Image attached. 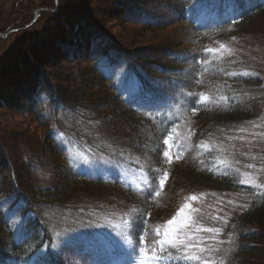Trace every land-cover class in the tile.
<instances>
[{"label": "trees", "instance_id": "16d2710c", "mask_svg": "<svg viewBox=\"0 0 264 264\" xmlns=\"http://www.w3.org/2000/svg\"><path fill=\"white\" fill-rule=\"evenodd\" d=\"M62 1L71 10L74 8V0H60L55 12L54 0L37 7H46L51 11L42 13L60 15L62 21L70 16V9H62ZM192 1L113 0L112 10L119 22L141 30L123 42L83 15L73 22L71 33L58 21L55 47L65 55L59 57L65 63L57 64L72 68L67 75H50L34 56L28 61L18 60L20 72L27 71L17 76L12 87L7 86L10 89L3 86L0 106L31 119L40 135L25 137L18 132L15 157L0 136V264H26L42 248L47 251L34 264H90L93 252L83 245L64 242L51 248L58 242L54 231L65 224V228L71 226L69 232L83 236L91 227L102 226L103 217L111 220L122 210L128 212V222H133L132 227L128 224L125 228L133 248L138 249L142 243L148 247L155 239L156 226L169 215L180 188H233L223 173L214 172L212 151L203 150V145L205 139H213L217 130L254 116L256 108L246 104V99L229 101V62L211 59L206 48L215 39L264 32L260 29L264 27V4L249 0L247 13L234 22L199 24L192 16ZM32 10L28 11L30 15ZM82 25L81 34L78 30ZM166 28L176 31L173 40L159 37L157 44L143 41L147 35L153 37L152 30ZM145 30L148 33L142 32ZM71 61L73 65L68 67ZM212 61H218L219 66L213 67ZM30 66L35 68V77L28 73ZM120 66L137 79L141 94L150 96L149 105L141 106L135 99L126 98L103 69ZM4 75L0 78L5 82H15L13 74ZM246 80L253 82L248 77ZM201 95L208 99H201ZM220 96H226L227 101H220ZM82 110L87 115L81 116ZM60 118L69 122V129ZM173 128L183 131L182 139L178 137L183 155L173 166L159 197L149 196L147 191L141 193L115 175L92 178L75 171L54 134L69 130V135L93 153L136 168V161L146 163L144 171L151 179L162 173V149L166 148L163 141ZM187 131L192 133L191 140ZM200 153L207 166L197 157ZM47 165L49 181L37 185L35 176ZM4 210L22 216L19 232L13 230ZM221 235L231 241L223 258L225 264H264V195L234 211Z\"/></svg>", "mask_w": 264, "mask_h": 264}, {"label": "rangeland", "instance_id": "374dc122", "mask_svg": "<svg viewBox=\"0 0 264 264\" xmlns=\"http://www.w3.org/2000/svg\"><path fill=\"white\" fill-rule=\"evenodd\" d=\"M59 1L56 5L54 0L52 11L55 12L59 9ZM112 1L82 0L78 2V0H74L72 10L65 4L66 2L62 1V9H70L68 11L70 16L61 21L60 15L44 14L43 11L51 10H47L46 7L42 9L37 7L40 4L50 5L51 0H0V30L6 29L0 31V75L4 73H6L4 76L13 74L12 77L15 78V82L11 81L10 83L0 78V90L4 89L5 84V89H10L13 83L17 82V76L20 78L27 71L23 69V72H20L21 66H18L20 65L18 61L20 58L28 61L29 57L34 56L41 64L40 66L46 67V72H49L52 76L57 74L67 75L65 73L72 70V68L69 70L64 69L63 65H59V63H65L64 60L59 58L65 55L63 52H58L55 47L57 43L55 27L58 21L67 28L68 33H71L73 22L83 15L90 21L93 19L101 30L114 35L119 41L123 42V40L133 38V32L141 30L119 22V19L113 13ZM208 1L212 2L209 3ZM198 2L199 4H197ZM74 3L76 4L74 5ZM192 3L195 4L192 16L199 23L205 24L211 21H233L238 19L246 10L250 1L193 0ZM30 9H33L30 12L32 15L28 13ZM39 12L42 13H40L41 16H39ZM82 27L83 25L78 30L81 34L84 29ZM260 29H264V27ZM147 31L142 32L146 34ZM152 32H154L152 33L153 37L147 35L143 41L148 42L147 40H149L152 42L151 44H157L159 43L157 41L159 37L170 41L173 40V36L176 34L173 28L152 30ZM206 50L211 59H217L223 64L229 62L226 70L229 76V101L238 98L246 99V104L251 103L255 106L256 114L241 120L238 124L229 126L228 129L221 128V130H217L213 139L211 138V141L205 139L203 145V150L209 149L212 151L211 160L213 161L214 172L223 173L233 183V188H180L177 191L174 203L171 205L169 215L163 217L159 225L156 226V239L159 238L157 230L162 232L165 227H168V221L172 220L185 205H190V207L184 209V217H191L204 227L223 229V225L234 211L241 209L251 200H261L264 195L262 194L264 189L255 187V184H264V32L243 33L225 39H215L208 45ZM218 61H212V66L215 68L219 66ZM57 62L59 63L57 64ZM71 65H73L72 61L71 63L68 62V67H72ZM31 67H29L31 70L28 73H33L35 77V68ZM8 70L11 72L7 73ZM107 71L109 75L116 79L114 82L117 89L126 98L130 96L138 103L148 104L144 101L149 99V96L138 92L135 78L126 67L120 66L112 70L108 68ZM245 71L251 74L248 76L229 75V73L241 74ZM20 73L21 75H19ZM246 77L253 80V82L247 81ZM31 79L26 80L31 83ZM7 86L10 87L7 88ZM19 86L22 89V84ZM13 110H4L0 106V136L9 153L15 157V148L18 144L16 135L18 132L23 133L25 137L33 138H38L40 132L31 119L20 116L17 113L18 111ZM87 113V111L82 110L80 115H87ZM59 120L64 122L63 125L66 129L70 128L66 119L60 118ZM68 133L69 130L68 132L62 130L54 132L57 142L65 149L74 170L102 178L115 175L131 187L139 190L141 185L132 184L130 181L140 178V168L130 166L126 162H116L107 155L92 154V151L90 152L86 145L80 144L72 134L69 135ZM256 133L261 135L254 136ZM182 134L183 131L176 129V131H171V134L166 138H170L169 144L172 145L170 151L173 157L171 163L166 162L164 159L162 173L167 172L168 176L173 166L181 160V158L176 159V153L180 152L183 155L182 148L178 149L174 142V139L177 141L178 137L181 140ZM186 134H189L187 137L188 140H191L190 134L192 133L187 131ZM201 156H203V153H200L197 157H200L203 166H207L205 159H201ZM221 161L224 163H221ZM248 165H254V167L249 168ZM49 169L50 165H47L38 170L35 176L37 185H44L49 181ZM245 180L251 181V183L241 182ZM193 195L197 197L196 200L189 199ZM193 209L199 211H193ZM4 211L10 218L13 230L19 232L22 226V216L18 213L10 214L6 210ZM101 222L103 223L102 229L105 232L101 230L100 225L93 226L90 228L89 235L86 236L69 232L71 226L64 228V224L60 229H57L58 231H54V238L58 239V242H54L51 248L62 246L64 242H68L86 246V248L96 253L101 251L92 259V264H141L142 256L145 258L149 256L148 253L130 254L132 250L130 242L126 236V231L123 230V227L127 228L128 226L127 211L122 210L121 213L118 211L111 220L103 217ZM221 234L217 239L223 240L224 243L216 245V247H219V252L205 254L212 255L217 262L223 260L229 252V240ZM198 235L207 238L210 234L200 233ZM46 251L41 250L38 252L28 264H34L37 256L46 253ZM186 263L196 264V262ZM145 264H154V262L146 260Z\"/></svg>", "mask_w": 264, "mask_h": 264}, {"label": "snow or ice", "instance_id": "6c2138e0", "mask_svg": "<svg viewBox=\"0 0 264 264\" xmlns=\"http://www.w3.org/2000/svg\"><path fill=\"white\" fill-rule=\"evenodd\" d=\"M214 51V50H209ZM251 73L245 71L241 74L229 73V75H244L248 76ZM201 99L207 100L208 97L201 95ZM226 96H220V101H227ZM197 109L194 107L193 111ZM261 134L256 133L254 136H259ZM170 139V138H169ZM169 139L163 141V145L167 148L162 149V155L166 162H172L171 147L169 144ZM182 158V153H176V159ZM221 163H224L221 161ZM137 166L141 169L140 178L134 181H130L132 184H139L141 187L139 191L144 193L147 191L149 196L159 197L160 190L163 189L167 179L168 173L163 172L159 176H153L151 179L144 171L146 167L145 164H141L140 161H136ZM249 168L254 167V165H248ZM155 181V183H153ZM242 183H251V181L245 180ZM255 187L264 189V184H255ZM264 194V193H262ZM190 200H196L195 195L189 197ZM231 203V202H230ZM190 205H185L180 211L173 217L172 220L168 221V227H165L163 231L157 230L158 239H154L151 246L142 247L140 249L141 253L150 252L151 255L146 258L142 256L141 264H145V261H152L154 264H172V262H196V264H225L224 260L217 262L212 255H205L206 253H218L219 247L217 244H223V240L217 239L221 234L222 229L215 227H204L200 225L195 219L191 217H184V209L189 208ZM193 211H199L198 209H193ZM143 216V214H141ZM219 218V217H217ZM130 227L133 226V222H127ZM176 225L175 227H172ZM200 233L210 234L205 238ZM143 241V237L140 238ZM231 241H229L230 243ZM135 248L131 250L130 254L135 253Z\"/></svg>", "mask_w": 264, "mask_h": 264}, {"label": "water", "instance_id": "95a60500", "mask_svg": "<svg viewBox=\"0 0 264 264\" xmlns=\"http://www.w3.org/2000/svg\"><path fill=\"white\" fill-rule=\"evenodd\" d=\"M55 2H56V5L58 4V0H55ZM57 9V8H56Z\"/></svg>", "mask_w": 264, "mask_h": 264}]
</instances>
